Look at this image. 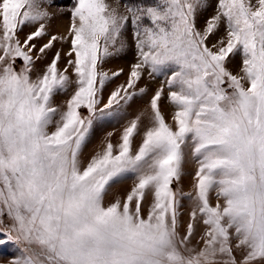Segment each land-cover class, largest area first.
<instances>
[{"label": "snow or ice", "instance_id": "snow-or-ice-1", "mask_svg": "<svg viewBox=\"0 0 264 264\" xmlns=\"http://www.w3.org/2000/svg\"><path fill=\"white\" fill-rule=\"evenodd\" d=\"M8 245L6 264H264V0H0Z\"/></svg>", "mask_w": 264, "mask_h": 264}, {"label": "rangeland", "instance_id": "rangeland-1", "mask_svg": "<svg viewBox=\"0 0 264 264\" xmlns=\"http://www.w3.org/2000/svg\"><path fill=\"white\" fill-rule=\"evenodd\" d=\"M67 2V0H57L58 4H65ZM110 3H114V0H109ZM56 7L53 6L52 8L49 9V11L52 12H56ZM212 14V9L209 8L206 12H204L201 17H200V25L202 26L203 24V20L205 18H207L208 16H210ZM69 17H70V13H63L62 15L58 16L53 22H52V28L50 29V31L52 32H66V29L68 27V22H69ZM30 28H25L24 33H27L28 31H30ZM24 33H21V36L23 37ZM127 39L129 40V42H131V33L128 32L125 34ZM47 38H45L46 40ZM44 41H38V43H43ZM57 47L59 48L60 45H57ZM68 45L65 44L64 48L65 50L67 49ZM133 57H134V52L132 50H129L126 55H123L119 58L113 59L111 61H109L105 67L106 68H110V69H116L119 67H123L125 69V73L128 70V65L133 61ZM239 62V58H237V61L235 63ZM126 79V75L121 76L118 80L114 81L113 84L109 85L108 89L105 91V98L107 97L108 91L111 90V88H113L116 84H119L121 82H123ZM147 83V77L145 76V80L141 82L140 86H144V84ZM159 85V80L152 82L150 84V89H155L157 86ZM151 95V91L149 92V96ZM149 96H144L143 98H138L136 99L131 106L127 109L128 115L125 116L123 119H121L119 121V123L116 124H109L107 126H105L103 129L99 130L96 135L94 136L92 143L89 145L88 149L86 150L87 154H90L93 147L97 144H99L102 136L104 133H106L107 131H111L113 127H115L116 129H119L121 127L122 124H124L128 119L133 118L135 115H137L139 113V111H142L147 103V100L149 98ZM65 99V97H57L56 98V102L59 103L61 100ZM164 112H165V116L166 119H170V112L169 109L165 106L164 107ZM119 135V132H117V136ZM188 170H191V166H188ZM190 182H191V177H185L184 179V187L185 190H189L190 188ZM132 184V180L128 179L126 181H124L121 184L118 185H114V188L117 190H125L128 189ZM193 243H195V241H193ZM17 249L15 248V246L13 245H8L5 248L0 249V257L2 258H8L11 257L12 255L16 254ZM0 264H6V259H0Z\"/></svg>", "mask_w": 264, "mask_h": 264}]
</instances>
